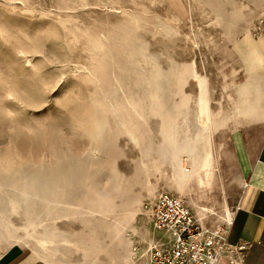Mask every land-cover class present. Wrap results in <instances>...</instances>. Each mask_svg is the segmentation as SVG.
<instances>
[{
  "label": "bare ground",
  "instance_id": "obj_1",
  "mask_svg": "<svg viewBox=\"0 0 264 264\" xmlns=\"http://www.w3.org/2000/svg\"><path fill=\"white\" fill-rule=\"evenodd\" d=\"M241 10L236 6L225 14L217 10L211 23L230 26L229 34L235 38L231 24L242 18ZM163 30L176 31L170 26ZM131 37L127 33L110 36L108 43L91 39L95 66L90 81L99 88L112 79L117 86L95 89L87 124L76 122L80 134L100 151L98 159L78 163L57 152L52 162L32 170L0 166V254L13 244H33L43 264H133L135 256L144 254L154 241L153 229L136 224V219L143 213L142 199L148 197L151 202L160 183L182 199L187 197L200 218L219 220L218 207L225 213L224 220H230L226 202L217 200L213 191L221 147L214 136L222 129L231 135L245 125H264V88L244 67V83L234 82L232 72L223 84V89L234 87L236 95L228 94L225 106L212 109L207 78L187 61H173L167 71L153 63L147 74L138 72L123 87L125 82L116 70L128 73L129 68L119 65L118 55L128 53L133 58L139 53L149 58L130 45ZM141 76L146 77L141 80ZM190 79L197 85L195 95L184 90ZM141 83L145 88L135 89ZM151 117L159 119L162 141L158 144L150 140ZM121 134L127 135L141 156L129 176L115 165V158L124 154L116 144ZM104 168L111 176L101 186L97 174ZM73 223L77 227H71ZM135 236L145 243L138 253L132 249Z\"/></svg>",
  "mask_w": 264,
  "mask_h": 264
},
{
  "label": "rangeland",
  "instance_id": "obj_2",
  "mask_svg": "<svg viewBox=\"0 0 264 264\" xmlns=\"http://www.w3.org/2000/svg\"><path fill=\"white\" fill-rule=\"evenodd\" d=\"M263 3L261 0H0V166H12L14 170L23 166L32 170L38 164L52 162L57 152L70 155L78 163L100 157L95 145L80 134L76 122L87 124L95 89L117 86L112 79L99 88L90 81L95 66L91 39L101 38L108 43L110 36L132 34L130 45L149 56L144 57L145 61L139 53L133 58L128 53L118 55L119 65L129 68L128 73L116 70L125 82L123 87L135 80L138 72L147 74L153 63L167 71L173 61L193 62L196 72L208 80L211 108L225 106L227 95H236L232 86L223 89L224 81L230 80L228 75L234 72L231 76L234 82H245V62L234 45L243 34L249 33L255 38L264 33ZM235 6L242 8L245 16L231 24L233 39L228 31L230 26L222 28L211 20L215 11L225 14ZM164 26H170L175 33H166ZM145 77L141 76V80ZM144 88L143 83L135 87ZM184 90L195 95L198 90L195 81L190 79ZM148 123L150 140L160 143L159 119L151 117ZM215 135L214 141L221 147L217 186L213 190L218 197H214L226 202L231 214L242 181L231 151L230 132L222 129ZM116 144L124 154L115 158V165L129 176L141 158L140 151L124 134L117 137ZM107 172L104 168L97 174L101 186L111 176ZM161 191H167L163 183L159 184L152 201ZM183 199L202 225L227 222L221 208H216L219 220L200 218L187 197ZM149 200L142 199L143 213H139L136 224L142 223L152 231L148 212L152 201ZM58 225L64 227V224ZM71 225L77 227V224ZM18 245L38 264H43L33 244ZM144 247L145 243L135 236L132 249L138 253ZM72 256L77 259L76 254ZM133 264H149L146 251L137 254Z\"/></svg>",
  "mask_w": 264,
  "mask_h": 264
},
{
  "label": "crops",
  "instance_id": "obj_3",
  "mask_svg": "<svg viewBox=\"0 0 264 264\" xmlns=\"http://www.w3.org/2000/svg\"><path fill=\"white\" fill-rule=\"evenodd\" d=\"M243 34L234 45L236 53L264 88V33L255 38ZM231 151L242 181L240 195L231 213L227 241L248 243L242 262L264 264V125H245L230 135ZM154 231V230H153ZM154 241L162 236L154 231ZM0 264H38L24 248L13 244L0 254ZM217 264H230L220 258Z\"/></svg>",
  "mask_w": 264,
  "mask_h": 264
},
{
  "label": "built area",
  "instance_id": "obj_4",
  "mask_svg": "<svg viewBox=\"0 0 264 264\" xmlns=\"http://www.w3.org/2000/svg\"><path fill=\"white\" fill-rule=\"evenodd\" d=\"M151 228L162 234L152 242L146 255L149 264H230L242 262L248 243L227 241L229 221L204 226L184 199L167 191L158 192L150 207Z\"/></svg>",
  "mask_w": 264,
  "mask_h": 264
}]
</instances>
